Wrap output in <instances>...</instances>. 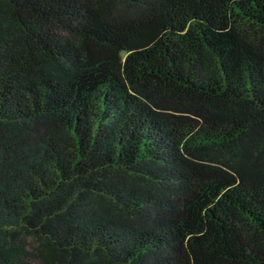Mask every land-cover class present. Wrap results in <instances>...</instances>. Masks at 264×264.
Masks as SVG:
<instances>
[{
    "label": "trees",
    "instance_id": "obj_1",
    "mask_svg": "<svg viewBox=\"0 0 264 264\" xmlns=\"http://www.w3.org/2000/svg\"><path fill=\"white\" fill-rule=\"evenodd\" d=\"M0 264H264V0H0Z\"/></svg>",
    "mask_w": 264,
    "mask_h": 264
}]
</instances>
